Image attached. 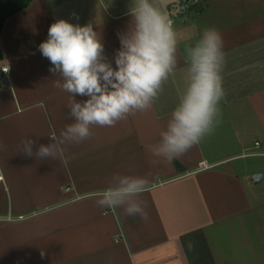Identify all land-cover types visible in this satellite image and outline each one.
I'll return each instance as SVG.
<instances>
[{
  "label": "crops",
  "instance_id": "1",
  "mask_svg": "<svg viewBox=\"0 0 264 264\" xmlns=\"http://www.w3.org/2000/svg\"><path fill=\"white\" fill-rule=\"evenodd\" d=\"M176 1L179 7L159 0L175 15V76L149 110L114 127L93 126L92 138L70 146L61 160L17 151L29 137L47 145L72 122L71 95L53 86L58 77L39 51L62 16L50 0H32L6 18L0 31V218L10 220L0 224V264H264V0H191L184 11L185 0ZM128 11L84 0L81 11L70 10L69 22L91 23L115 67L117 33L128 30ZM205 27H216L224 39L220 122L183 156L154 163L152 149L185 86L184 45L194 44ZM114 173L146 176L156 185L141 197L147 221L96 207L92 194Z\"/></svg>",
  "mask_w": 264,
  "mask_h": 264
},
{
  "label": "clouds",
  "instance_id": "2",
  "mask_svg": "<svg viewBox=\"0 0 264 264\" xmlns=\"http://www.w3.org/2000/svg\"><path fill=\"white\" fill-rule=\"evenodd\" d=\"M128 14L132 18L128 30L117 33L120 48L115 67L104 55V45L91 23L81 26L59 19L50 25L39 51L58 77L53 86L71 95L72 122L50 135L47 145L37 146L31 137L23 139L17 152L38 161L61 160L70 146L92 138L93 126L114 127L153 106L178 67L177 32L159 0H133ZM223 49L224 39L216 27H205L194 44L184 45L185 86L178 89V103L152 149L158 158L154 163H171L214 133L226 95ZM77 95L87 99L77 101ZM155 187L146 176L114 173L107 186L92 196L99 209H122L125 216L147 221V202L141 197Z\"/></svg>",
  "mask_w": 264,
  "mask_h": 264
},
{
  "label": "rangeland",
  "instance_id": "3",
  "mask_svg": "<svg viewBox=\"0 0 264 264\" xmlns=\"http://www.w3.org/2000/svg\"><path fill=\"white\" fill-rule=\"evenodd\" d=\"M8 0H0V7L2 4L7 2ZM83 1L84 0H50V4L52 8L58 12L62 19L67 20L68 22L72 21V18H69L70 10L74 8V10L81 11L83 9ZM95 1L98 7L101 5V9H109L110 11H113L117 8V6H121L124 9L130 8L133 0H100L103 3H100L99 0H92ZM113 3L112 5L110 4ZM162 2H166L168 4H171L173 7H179L176 0H162ZM20 2L16 3H8L4 8L0 9V20L5 15L6 12L9 10L16 8L19 6ZM70 9V10H69ZM170 18L174 20L175 15L172 12H168Z\"/></svg>",
  "mask_w": 264,
  "mask_h": 264
},
{
  "label": "trees",
  "instance_id": "4",
  "mask_svg": "<svg viewBox=\"0 0 264 264\" xmlns=\"http://www.w3.org/2000/svg\"><path fill=\"white\" fill-rule=\"evenodd\" d=\"M32 0H8L7 2H5L4 4L1 5L0 9L4 8L9 2L11 3H16V2H20L19 6H17L16 8H13L11 10H9L8 12L5 13V15L1 18L0 20V31L3 27V24L6 20V18H8L9 16H11L12 14L20 11V10H23L24 8H26L30 2ZM1 55H0V60H1Z\"/></svg>",
  "mask_w": 264,
  "mask_h": 264
},
{
  "label": "water",
  "instance_id": "5",
  "mask_svg": "<svg viewBox=\"0 0 264 264\" xmlns=\"http://www.w3.org/2000/svg\"><path fill=\"white\" fill-rule=\"evenodd\" d=\"M190 1H191V0H185V1H184V4H183V11L185 10L186 5H188V3H189ZM262 178H263V175L260 174V173L254 175V177H253V179H254L257 183H259V182L262 180Z\"/></svg>",
  "mask_w": 264,
  "mask_h": 264
},
{
  "label": "built area",
  "instance_id": "6",
  "mask_svg": "<svg viewBox=\"0 0 264 264\" xmlns=\"http://www.w3.org/2000/svg\"><path fill=\"white\" fill-rule=\"evenodd\" d=\"M6 69H8V71L10 70L9 67L6 66V67H3V68H2V72H3V73H8V71H5ZM257 145H259V143H257ZM9 220H10L9 217H6V218H0V224L5 223V222H8Z\"/></svg>",
  "mask_w": 264,
  "mask_h": 264
}]
</instances>
